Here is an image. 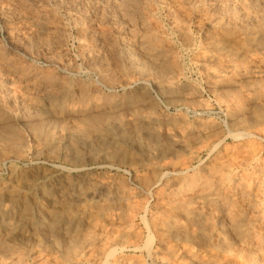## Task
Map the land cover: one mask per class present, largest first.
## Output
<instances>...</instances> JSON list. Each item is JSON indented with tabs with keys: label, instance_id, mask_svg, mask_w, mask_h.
I'll use <instances>...</instances> for the list:
<instances>
[{
	"label": "bare ground",
	"instance_id": "1",
	"mask_svg": "<svg viewBox=\"0 0 264 264\" xmlns=\"http://www.w3.org/2000/svg\"><path fill=\"white\" fill-rule=\"evenodd\" d=\"M15 2H13V0H0V18H2L3 21L5 20L6 22L15 24L17 21L21 20V25L17 22V28L20 29L21 32H19L16 27L15 29L18 33H22L24 42L29 41L35 34L33 33L34 29L27 22L28 20L26 21V18H32L33 21L37 19L45 20L44 24L48 29L58 21L54 23L55 17L49 18L50 16L46 14L47 9H41V6L39 8H28V5L26 6L23 1H20L22 3ZM118 2H120V4ZM96 3L97 2H95V5ZM88 6H90V4ZM94 7L93 5V8ZM106 8L111 11L115 9L110 13L106 12L107 15L109 14L107 16L108 27L100 26L97 21L98 25H95L96 23H89L84 26L81 25L82 27H80L78 35H76L78 36L79 52H81L83 59L88 63L93 61L100 63L102 68L101 73L108 68L105 63L104 50L102 51L100 49L101 43L102 41L105 43V41L111 38L110 36L114 38L115 35L118 37L119 45L122 50V61L127 65V69L121 71V75L126 82L138 81L140 83H149L156 89L168 93L173 90L175 91V89L179 87L180 83L178 82V76H180V74L177 67L178 65H176L175 61V57L177 56L175 55L172 45H170L164 37L163 27L161 28L158 25L159 23L154 20L156 10L161 8L164 10L173 30L177 32L185 43L189 42V26L191 24L195 25L199 31L204 33V48L206 50L204 49V52H201L199 55L197 54V60L202 66L206 78L213 83L214 88L222 87L223 89L224 85H229L231 87L230 89L227 87L228 90H225V88L219 95L225 102L226 113L230 123L242 129L240 135L246 137L253 136V131L251 132L252 126L256 127L264 123V0H101L96 5V13L99 14ZM83 9H85V7ZM89 11L88 9L87 12ZM50 12H52V10ZM9 14H13V16ZM95 15L96 14H94V16ZM81 16H85V14ZM23 21H25V23ZM60 30L63 31V29ZM57 36H59V34ZM233 37L240 40L239 46L230 45L231 42L229 41ZM115 45L117 46V44ZM12 46L16 47V45ZM7 56L8 54L0 49V91L4 92H1L3 93L1 97L7 100L8 104H10L8 101H19L26 106L17 117H19V121H23L26 127L33 131L34 134L32 135L38 138L41 137L43 139L41 141L47 144H52L54 142L58 144L62 135L70 132L69 127L73 125L68 124V122L70 121L71 123V121L76 119L74 116L75 114H77V116L79 114L82 117L81 120L83 124L81 130L84 136L93 137L92 139H94V141H98L103 145L105 144L106 147L109 146L108 148H112V150L127 144L129 141L130 143L135 141V139L133 140L131 137L132 134L123 127L124 125H117L118 129L120 128L119 131L116 129L120 133L119 137L112 135L116 130L114 131V126L111 125L112 123H110L108 119L113 118L111 116L110 118L106 117L100 113V110L99 114H95L96 111L95 113L93 111L94 114L90 113L97 105H94V103L90 104L89 102L83 103L81 100L84 97L82 96V99H76L72 91L73 88L71 89L72 92L65 89L68 83H64L66 80L62 81L64 85L66 84L64 88L60 83L61 81L59 82L54 74V69L49 70V68H47L48 71H46V68H44V71H36L34 69L32 71H27L24 66L17 63V60L19 61L21 58L12 61L9 58L5 59ZM52 58H54V56ZM56 61L58 60L54 59L53 62L56 63ZM51 64L54 65V63ZM63 66L65 67L64 64ZM64 67H59L58 69L61 73V79L64 76L63 74L68 73L67 68L65 69ZM112 70L116 71L114 68ZM109 77L107 78L109 79ZM77 79H79V77ZM102 80L104 79L102 78ZM102 80H100L98 84L102 85ZM105 80L103 82H105ZM114 81L116 80L114 79ZM38 82L40 84L38 90L29 86L30 84L36 85ZM94 91L95 89L93 90L92 88L90 92ZM3 103L5 104V101ZM21 103H17V105H21ZM17 105H15V107ZM44 105H47L48 109L45 108ZM20 108H22V106ZM9 113L4 114L0 112V142L2 143L0 156L6 155L7 157V155H11L20 157L23 152L22 145H25L24 137L18 132H13L11 123L8 122L9 120H13V118H11L13 112L11 114ZM54 113L61 118L63 117L62 119L65 122H57L58 120H51L54 122H50V119L53 118L48 117L50 115L52 116ZM14 114H16V112ZM106 115L108 116V114ZM46 117L48 119L44 122ZM61 118L59 120H61ZM114 123L116 124V122ZM57 127L59 128V133L56 132V134H58L54 135V131H56L55 128ZM70 128L72 133V127ZM77 134H80V132ZM62 138H64V136ZM76 138L75 140H77ZM41 141L39 144L42 143ZM256 146V144L250 145L248 143L236 144L232 147L229 154H222L221 152L216 153L213 160L205 166L203 165L204 167L195 175H189V177H187L184 176L186 172H183V175H181L178 170V175H180H177L178 177L176 176L175 181L169 183L163 180L165 182L161 183L162 187L156 193L158 201L157 215L155 213L154 215L156 216L151 218L153 227L158 233V245L172 254L169 255L171 260L177 263L179 262L180 264H264V155L263 149H261L262 147L259 148ZM55 147H57V145L52 148ZM83 150H85V147ZM76 151L79 152L78 150ZM104 151L108 152L109 149L105 150L104 148ZM82 152L83 151L79 153L82 155ZM114 153L116 155V152ZM62 158H64L63 154ZM75 168H77L75 170L76 173L74 177L70 179L71 181H68L65 191L75 193L79 191L80 186L82 187V181L79 177H83L87 173L85 171L83 172V168ZM33 178L34 177H32V181H34ZM95 180H98L97 177ZM103 183L104 182L95 183L92 186V182H89L90 188H86V191L92 190L93 192L94 190L93 193L96 192L100 194L101 203L97 211L93 212V214L95 216L104 215L106 219L105 223V219L103 218L105 226L100 225L99 221L92 213L89 211L84 212V209H81L83 213H86V217L81 226L82 228L84 225V228L81 229L84 232L82 231V234H80L79 237L76 236V238H73L71 234L69 235L72 238L70 240L66 239L70 244L67 243L68 247L62 250L64 252L62 254V259L60 258L61 260L55 259V256L52 259L48 258L49 256H44V253H46L49 248L39 243L38 238L31 246L28 244L29 247H27L24 242H16L15 238L20 236V232L18 231L22 230L25 224L31 223L36 225H34L36 231L39 227L44 229L46 233H49L47 231L57 224L79 226V222H81L80 218L72 216L70 212L73 211L68 210V213L64 211L65 208L61 207L62 204H60L59 207H54L55 199L54 201L52 200L53 205L51 207L53 208L51 210L49 209L51 211L49 214L51 216L49 222L45 223V220H37V216L35 217L36 219L31 216L34 206L29 199V195L24 198L20 196V198L18 187L3 186L0 189V264H143L144 262L141 263V260L140 262L136 259L132 260V257L127 258L128 255L125 256L123 253L125 249L131 246L135 247L134 244L132 245L134 241L131 240L138 237V232L140 230L137 231L132 220L134 214L143 208V204L132 203L128 190L126 192V189L123 190L122 188L121 191L118 189L113 191V186L110 185L111 183L102 187ZM44 185L45 183L40 185L42 189L39 191H41L42 197L47 198L48 194L51 195V192L53 194L54 191L48 189L51 186L50 184V186L47 185L49 186L48 188ZM122 185L119 186L122 187ZM29 186L31 185L29 184ZM57 186H59V184ZM150 187L152 186H149V188ZM52 188L55 189V187ZM60 189L57 188L56 190L60 191ZM62 193H64V190ZM59 194L60 193H58V196ZM70 195L71 193L69 196ZM65 196H61V198ZM113 197L116 198V202L114 201L115 199L113 200ZM48 202V204L51 205V202ZM10 220H15V223ZM192 227L198 229V233L200 234L199 237H201L203 243L209 245L210 251H207V253L195 252L185 247H178L172 244L173 242L170 243L169 238L173 235L188 237L190 233H193L191 230ZM32 232L34 233V231ZM34 236L37 237V234H34ZM45 236L46 235H44V237ZM36 237L30 238L35 239ZM25 238L27 240V237ZM146 238H149V236ZM58 241L59 240H57V242ZM130 241L131 243L129 245ZM145 244L147 245V243ZM65 246L66 244H64V247Z\"/></svg>",
	"mask_w": 264,
	"mask_h": 264
},
{
	"label": "rangeland",
	"instance_id": "2",
	"mask_svg": "<svg viewBox=\"0 0 264 264\" xmlns=\"http://www.w3.org/2000/svg\"><path fill=\"white\" fill-rule=\"evenodd\" d=\"M15 1L19 3H22L20 1H23L26 6L28 5L27 6L28 8L29 7L39 8L41 6V9L48 10V11L46 10L47 12L46 14L50 16L49 18L55 17L54 23H56L57 20L58 21L55 25H51V27L48 29L44 24L45 20L37 19L38 20L37 22V20L33 21L32 18H26V21L28 20L27 22L34 29L33 33L35 34L34 36L31 37V39H29V41L24 42V40L22 39V33H18V31L19 32L21 31L20 29L17 28L18 23L21 25L20 23L21 20L17 21L18 23L16 22L15 24V23L6 22L5 20L3 21L2 18H0V49H2V51L8 54V56L5 59L9 58L12 61L13 60L16 61L17 59L21 58L19 61L17 60V63L18 64L20 63L19 65L24 66V68L27 69V71L28 70L32 71L33 69L36 71L37 70L44 71V68H46L45 69L46 71H48L47 68H49V70L54 69L53 72L56 75L58 81L59 82L61 81L60 83L62 84V86L64 88L67 86L65 89L69 91H71V89L73 88L72 91L74 92L76 99H80V98L82 99V97H84L81 100L83 103L89 102L90 104L94 103V105L95 104L97 105L96 108H94V110L92 109L90 113L94 114L96 111L95 114H99V110H100V113H102L106 117L110 118L111 116L113 119H108V120L110 121V123H112L111 125L114 126V131L116 129L119 131L120 128L118 129L117 125L119 124L122 126L124 125L123 127H125V129L132 134L131 137L133 138V140L135 139V141L132 143H130V141L129 142L127 141L128 143L126 142L130 146H128L127 144L125 145L122 144L123 146L115 148L114 151L112 150V148H108L109 146L106 147L105 144L103 145L100 144V142L98 141H94V139H92L93 137L84 136L81 130L83 124V121L81 120L82 117L79 114L78 116L77 114H75L74 116L76 117V119L71 121V123L70 121L68 122V124L73 125L70 126L72 127L73 132L71 133V128L69 127L70 132L68 133L71 134L64 133L62 135V137L64 136V138L61 137L62 139L61 138L59 139L58 144L57 142H54L52 144H47L41 141L43 140L41 137L38 138L32 135L34 134L33 131L28 127H26L23 121H19V117L17 116H19L21 110L23 108H26V106L16 100H15L16 102L8 101L10 103L8 104L7 100L1 97V94H3L4 92L0 91V102H1L0 112H3L4 114L9 112H10L9 114H11L13 112L12 113L13 116H11L13 120H9L8 122L11 123V128L13 129V132L15 133L18 132L21 135H23L24 143H25L24 146L22 145V150H23L22 156L20 157H15L11 155H7V157L6 155L0 156V189L3 186L4 187L15 186L14 188L18 187L17 189L20 191L19 197L21 196L22 198H24L25 196L28 197L29 195V199L32 202V205L34 206L31 212V216L34 218L37 216L36 217L37 220L38 219L42 221L45 220L44 221L45 223L49 222L51 217L49 215L51 212L50 210L53 208L51 207L53 205L52 200L54 201L55 199L56 201L54 202V207H59L60 204H62L61 207L65 208L64 211H67V213L68 210L73 212L76 210L74 213L70 212V214L72 216H77L81 220V222H79V226L66 225V224L65 225L57 224L55 226H52L51 227L52 230L50 228L47 231L49 233H46L44 229H41L39 227L38 230L36 231V229L34 228L35 224H31V223L25 224L24 228L18 231L20 232V236L18 238H15L16 242L18 243L24 242L26 243L27 247H29L38 238L39 243L44 244V246L46 245L45 246L46 248H49L46 253L43 252L44 256L46 257L49 256L48 258L50 259L54 258L55 256V259L61 260L62 254L64 252L62 250H65V248L68 247V244H70L68 240H70L72 237L73 238H76V236L79 237L80 234H82L83 230L81 229L84 228V225L82 228L81 226L83 224L82 222L84 221V218L86 217V213H83L82 210L84 209V212L89 211L90 213H92V215H94L93 212L97 211L98 206L101 203V196L99 197L100 194L96 192L93 193L94 190L93 192L92 190L90 191L89 189H88L89 191H86L87 190L86 188H90L89 182H92V186L95 183L104 182L105 184L103 183L102 187H105L106 185L111 183L110 185L113 186L112 187L113 191L117 189L121 191L122 188L123 190L126 189L125 191L127 192L128 190L130 193V200L132 203L143 204V208L134 214V218L132 220L134 226L137 228V231L140 230L138 232L139 233L137 237L138 239L136 238L131 240L134 241V243L132 242V245L134 244L135 247L131 246L132 249L131 247L125 249L123 252L125 256L128 255L127 258L132 257L131 258L132 260L136 259L139 262L141 260V263L144 262L143 264H175V263L178 264L179 262L177 263L176 261L174 262V260H171L169 255L172 254L168 253L166 249L161 248L158 245V238H157L158 233L153 227L152 218L157 215L156 211H157L158 201L156 198V193L162 187L161 183L162 182L164 183L165 181L166 182L168 181L169 183L175 181L176 176L178 175V170L180 171L181 175H183V172H186L187 174L184 173V176L187 177H189V175L190 176L195 175L202 167H204L206 164H208L213 160L216 153L221 152L222 154H229L232 147L236 144H241V143L242 144L248 143L250 145L256 144L257 145L256 147L259 148L262 147L261 149H263L262 151L264 155V130H263L264 123L256 127L252 126L251 132L253 131L252 132L253 136L251 134H250L251 136H247V137L240 135L242 129L238 126H233L230 123L226 113L225 102L222 100L221 96L219 95L224 91L225 88H226L225 90H228L227 87L229 89L231 87L229 85L228 86L224 85L223 89L222 87H220L221 89L219 87L214 88L213 83L206 78L202 66L197 60V56L201 52H204L206 50L204 48V44H205L204 33L199 31L195 25L191 24L189 26V40H188L189 42L185 43V41H182V39L177 34V32L173 30V27L168 21V18L164 10H162L161 8H158L156 10L154 14V20L157 21V23H159L158 25L161 28L163 27L162 30L164 32L165 39L168 41L170 45H172V48H174L175 55L177 56L175 57L176 58L175 61H176V65H178L177 67L180 74V76H178L179 77L178 82L180 83V85L178 88L175 89V91L174 90L171 91L172 93L160 91L149 83H147L148 84L147 85L146 83H140L138 81L137 82L127 81L129 84L126 82V80L121 75V71L126 70L127 65L122 61V57H121L122 50L119 45L118 37L115 35L114 38L113 36H110L111 38L105 41V43L103 41L101 43L102 48L100 47V49L102 51L104 50L103 53L106 59L105 63L108 66L106 71H103L101 73L102 70L101 64L98 63L97 61L88 63L83 59L81 52H79L80 48L77 40L78 36H76L78 35V30L80 29V27L87 25L89 23H94V24L96 23L95 25H98V22L100 26L108 27L109 24L107 23V16L109 14L107 15V13H110L115 10L111 8L112 9L111 11L110 9L108 10V8H106L103 11L104 13L103 12L99 14L96 13V5L101 0H92V1L91 0H86V1L85 0H79V1L78 0H13V2ZM95 2H97L96 5ZM118 3L120 4V2ZM89 4L90 6H88ZM92 4L95 6L94 8ZM84 7L85 9H83ZM88 9L90 10L89 12H87ZM51 10L52 12H50ZM84 14L85 16H81ZM94 14L96 15L94 16ZM9 15L13 16V14H9ZM72 17L78 19L75 18L73 19ZM23 22L25 23V21ZM39 22H41L42 24ZM54 26L57 27L55 28ZM15 27L18 29V31L15 29ZM60 29H63V31ZM58 34L59 36H57ZM48 39L50 40V42ZM229 42H231L230 44L231 46L240 45V40L237 39L236 37H233ZM115 44H117V46ZM12 45H16V47L15 46L13 47ZM53 56L54 58H52ZM54 59L58 61H56L55 63L53 62ZM51 63H54L55 66ZM63 64L65 65V67L63 66ZM59 67H64L65 69L67 68L68 70L67 74H63L64 76L62 79L60 78L61 73L58 70ZM113 68L116 71L118 70L117 71L118 73L116 71H113L112 70ZM96 69L99 73L96 71ZM73 76L75 78L79 77V79L77 78L75 79ZM105 76L107 77L110 76V77L108 79ZM102 78L104 80L105 79L107 80L103 82L104 80H102ZM114 79L116 81H114ZM64 80H66L64 83L66 82L68 83V84L66 83L67 85L65 84L66 86L64 85V83H62V81ZM100 80H102L101 81L102 85L98 84ZM80 83L82 84V88ZM34 85L30 84L29 86L33 87V89L36 88L35 90H38L40 86L39 82L35 86ZM92 88L93 90L95 89V91L97 92L95 91L90 92ZM4 101L7 106L3 103ZM17 103L18 104L21 103V105H17ZM15 105L17 106L15 107ZM21 106L22 108H20ZM44 106L45 108L48 109L47 105ZM15 112L16 114H14ZM106 114H108V116ZM118 114H120L122 118ZM53 116L56 117L54 118ZM47 117L45 118L46 120L44 119V122H46L48 118H53L50 119V122H54L57 120H58L57 122L59 121L63 123L65 122L62 119L63 117L61 118L55 113L52 116L50 115L48 118ZM60 118L61 120H59ZM114 122H116V124ZM55 130L56 131H54L55 132L54 135H57L59 133L58 131L59 128L57 127L55 128ZM117 130L113 132L112 135H116L119 137L120 133ZM56 132L58 133L56 134ZM79 132L80 134H77ZM75 138L77 140H75ZM40 141L43 143V144L41 143L42 146L41 144H39ZM1 144L2 143L0 142V150L2 148ZM53 144L57 145V147H55L56 149L52 148L55 146ZM84 147L85 150H83ZM104 148L105 150L109 149V151L108 152L104 151ZM76 150H78L79 152L83 151L82 155ZM114 152H116V155ZM62 154L64 158H62ZM75 167L83 168L84 169L83 172L85 171L87 174L83 176L84 178L82 176H80L81 178L79 177V179L83 182V183L81 182L82 187L80 186L79 191L73 193L71 191H65V190L67 189L66 186L68 181H71L70 179H72L76 173L75 170L77 168ZM34 174L35 175L37 174L36 177ZM32 177H34L33 178L34 181H32ZM96 177L98 180H95ZM43 183H45L44 186H46L47 188L51 185L48 189H52L54 191L53 193L54 195L51 192V195L48 194L47 198L42 197L43 195H41L42 193L39 190L42 189L40 185H42ZM29 184L31 186H29ZM58 184L59 186L60 185L61 186L60 187L57 186ZM119 185H122V187H120ZM148 185L152 187L149 188ZM52 187H55V189H53ZM57 188L58 189L61 188L60 191L56 190ZM63 190L64 193H62ZM58 193H60L59 196ZM70 193L71 195L69 196ZM61 196H65L64 197L65 199L63 197L61 198ZM34 200H36L37 202ZM113 200L116 202L115 197H113ZM48 201L51 202V205L48 204L49 203ZM47 206L51 208H48ZM155 213L156 215H154ZM94 217L97 218L100 225L105 226L106 219L104 215L101 216L94 215ZM103 218L105 219V223L103 222L104 221ZM10 221L15 223V220H10ZM196 229H197L196 227L191 228L193 233H190L189 236L191 234L193 236L191 235L190 238L189 236L182 237L180 235H173L169 238V241L170 243L173 242L172 244L177 245L178 247H185L192 251L201 252L205 254L207 253V251H210V247L208 244L203 243L201 237H199L200 236V234L198 233L199 231L198 229L196 231ZM50 230L52 231V233ZM32 231H34V233ZM34 234H37V237L34 236ZM70 234L72 237L69 236ZM146 234L149 236V238H146L148 237ZM44 235L46 236L44 237ZM25 237H27V240ZM30 237H36V238L34 239ZM19 238L21 241L19 240ZM56 238L57 240H59L58 242ZM131 241L129 242V245ZM145 243H147V245ZM64 244H66L65 247ZM22 245L25 246L24 244ZM94 264H98V263H94Z\"/></svg>",
	"mask_w": 264,
	"mask_h": 264
}]
</instances>
